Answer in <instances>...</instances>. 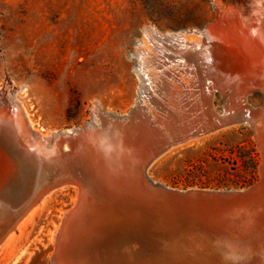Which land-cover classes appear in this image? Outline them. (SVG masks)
Listing matches in <instances>:
<instances>
[{"label":"rangeland","instance_id":"374dc122","mask_svg":"<svg viewBox=\"0 0 264 264\" xmlns=\"http://www.w3.org/2000/svg\"><path fill=\"white\" fill-rule=\"evenodd\" d=\"M258 4L259 0H0V93L14 96L34 128L48 134L83 127L97 103L104 111L126 113L135 105L140 86L135 45L142 41L144 27L161 33L203 28L224 7H241L246 17L254 18ZM49 29L52 56L47 49ZM210 82L209 110L216 120L223 119L225 96ZM249 93L247 105L263 102L260 92ZM238 119L171 145L149 164L147 173L175 188H239L216 185L225 175L217 163L223 165L221 157L237 158L236 145L247 135L256 145L260 164L255 129ZM187 158L193 165H187ZM199 163L206 170L201 179L209 185L185 186V168ZM77 194L71 185L54 189L0 251V264H53L56 235ZM261 224L259 217L229 206L190 218H165L154 226L155 245L144 249L150 258L120 264H254L264 247ZM99 228L90 216L81 232V254L91 262L119 251L117 245L101 243Z\"/></svg>","mask_w":264,"mask_h":264},{"label":"water","instance_id":"95a60500","mask_svg":"<svg viewBox=\"0 0 264 264\" xmlns=\"http://www.w3.org/2000/svg\"><path fill=\"white\" fill-rule=\"evenodd\" d=\"M12 98L0 93V240L25 207L43 192L66 185L77 187L78 194L60 225L72 222L74 231L66 238L58 236L60 246L55 242L57 253L52 258L60 264H120L149 259L144 249L154 244V226L159 221L190 218L212 208L239 209L243 215L259 217L264 227V179L260 176L239 188H175L153 179L144 169L155 158L140 163L137 153L122 154L100 146L85 125L40 139L35 128L24 126ZM90 208L100 227L101 243L117 245L114 241L122 237L119 243L124 252L109 253L98 262L81 254L80 221ZM261 250L254 264H264V247Z\"/></svg>","mask_w":264,"mask_h":264},{"label":"bare ground","instance_id":"6f19581e","mask_svg":"<svg viewBox=\"0 0 264 264\" xmlns=\"http://www.w3.org/2000/svg\"><path fill=\"white\" fill-rule=\"evenodd\" d=\"M237 7L218 10L215 19L203 28L161 33L151 26L144 27L142 41L135 45L136 71L140 79L135 105L126 113H118L104 111L97 103L93 117L85 124L100 146L122 154L137 153L143 163L175 143L241 117L255 129L261 157L259 176L264 179V0H259L254 18L246 17L243 9ZM51 36L49 29L46 39L49 56L53 53ZM209 82L225 96L223 119L216 120L209 110L212 96ZM253 91L263 96V102L257 107L245 102L247 93ZM12 99L24 126L34 129L27 112L16 98ZM36 131L35 136L42 140L49 136ZM144 169L147 171L146 166ZM54 189L43 192L25 207L2 237L0 251L7 248L15 239L16 231L21 232L41 210ZM87 211L81 216L82 230L85 220L94 213L93 208ZM71 223L59 229L56 243L60 242L59 235L66 238L74 231V223ZM122 240L120 237L114 241L118 243L119 252H124L119 243ZM52 262L60 264L54 258Z\"/></svg>","mask_w":264,"mask_h":264},{"label":"trees","instance_id":"16d2710c","mask_svg":"<svg viewBox=\"0 0 264 264\" xmlns=\"http://www.w3.org/2000/svg\"><path fill=\"white\" fill-rule=\"evenodd\" d=\"M240 128L238 130H242ZM233 132L236 130H232ZM238 152L237 158L231 157L228 161H225V157H221L223 159L222 164H218L219 168H221L225 175L218 177L216 179V185L218 186H234V187H246L256 181L258 177V165H259V155L256 149V145L254 141L251 139L250 135L245 136L242 140L238 142L236 145ZM212 150L219 151L221 148L211 147ZM190 149V148H185ZM233 152V150L231 151ZM220 158V157H219ZM218 158H215L217 161ZM226 163H225V162ZM187 165L189 166L192 162L190 159H186ZM225 163V164H224ZM193 165V163L191 164ZM187 166V167H188ZM185 168V186L187 185H200V186H208L209 180L207 182L202 181V176L206 175V170L202 166L201 163L191 166L190 168ZM197 178V179H195ZM177 181H173L172 184H176Z\"/></svg>","mask_w":264,"mask_h":264}]
</instances>
